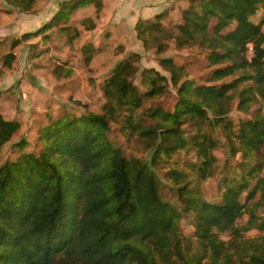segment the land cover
<instances>
[{
  "label": "trees",
  "instance_id": "obj_1",
  "mask_svg": "<svg viewBox=\"0 0 264 264\" xmlns=\"http://www.w3.org/2000/svg\"><path fill=\"white\" fill-rule=\"evenodd\" d=\"M15 1L28 11L35 0ZM84 1L61 5L54 18H66ZM91 1L99 11L100 0ZM188 1L174 35L176 48L206 49L208 65L215 66L206 79L233 80L221 86L197 83L186 64L163 55L169 43L161 35V22L139 21L138 37L160 54L158 63L169 76L154 67L142 69L150 89L140 92L132 81L139 55L131 54L115 65L104 84L102 114L66 113L51 119L40 128L44 146L38 154L23 153L16 161L0 163V264H264V234L246 235L264 230V217L257 213L260 202L248 203L258 193V201L264 202V115L242 121L237 130L226 118L236 97L241 111L264 100V15L254 21L257 11L264 10V0ZM54 18L25 33L24 39L47 31ZM20 42L13 39L12 48ZM247 44L252 45L250 59ZM15 58L12 50L0 56V77ZM171 86L177 94L173 110L156 103L146 114L152 122L135 118L145 100L169 96ZM123 107L128 109L127 128L149 142L146 159L126 157L106 137L110 121ZM185 122L198 130L188 140L181 134ZM206 124H223L232 131L234 151L253 159L246 175L256 182L247 202L240 199L249 188L244 177L229 185L217 203L200 197L185 183L187 174L172 168L166 177L177 184L183 202L179 208L164 199L153 166L162 154L171 156L191 144L201 160L198 171L203 177L213 174L216 141L203 130ZM19 128V121L0 113V158ZM182 209L193 212L194 240L180 233ZM244 214L246 221H239ZM220 232L229 238H221Z\"/></svg>",
  "mask_w": 264,
  "mask_h": 264
},
{
  "label": "rangeland",
  "instance_id": "obj_2",
  "mask_svg": "<svg viewBox=\"0 0 264 264\" xmlns=\"http://www.w3.org/2000/svg\"><path fill=\"white\" fill-rule=\"evenodd\" d=\"M14 2L16 1L0 0V34L3 33V35L0 36V56L11 50L14 52L16 48H18L19 54L18 60L16 61L15 58L9 68L13 69L16 61L20 70L24 71V73L26 71L29 72L30 69L31 74L27 77L31 82H36V76H39L42 80L43 77L45 78L44 81L48 82V88L50 87L51 91L53 90L51 94H53L52 96L55 100L50 101L51 98H48L47 102L53 104L55 108L58 107L56 111H53L55 114L53 116L55 117L62 112L81 115L92 111L94 113L102 114V107L106 102L103 87L114 69L110 68L115 62H111V64L109 63L110 68L107 67L109 69L106 68L107 70H104L105 66L101 64L100 59L97 60L95 55L92 57L90 56L89 59L85 60L81 52L80 55L78 53L81 44H84L89 38V34L83 36V33H85V27H83V24H81L80 21H82V19L86 20V17L94 12V5L84 6L77 9H75L76 7H73L72 9L75 10L71 16L70 13L72 11L67 13L66 18L61 19L60 16L54 18L55 20L51 22L47 31L32 35L29 39H24L23 36L25 33L35 32L51 19L41 11L46 10L50 6L49 10L53 9V13H55L58 10L59 5L64 6V4L71 2V0H35L32 8L28 11L24 10L22 6L16 5ZM260 9L264 14V10L262 8ZM76 33V37L71 39ZM161 35H164V39L169 37V33L167 32H162ZM15 38L20 39L21 42L17 44L16 48H12V42ZM34 41H36V43H33ZM27 47H29V49ZM25 49H28L29 52L28 50L26 52ZM133 53L139 55L137 60L134 59V64L139 67V71L133 75L132 81L137 89L144 93L150 89V85L143 82L142 69L148 68L145 65L148 64L149 61H147L146 52L142 49L141 51L139 50V53H126L124 59H128ZM164 54L167 56H175L178 63L186 64L190 76L199 84L221 86L223 83L230 82L234 78L233 76L227 77L215 82H211L209 79L207 80L206 78L211 75L215 66L211 67L208 65V59L206 57L207 51L204 48L195 47L178 50L175 49L174 46H171L169 50L164 52ZM246 54L249 59L252 57L253 53L251 44L246 45ZM151 55L154 60H158V57L160 56L157 52H153ZM108 59L109 58L107 57L106 61ZM112 60L114 59L112 58ZM29 62L32 66H30ZM17 65H15V69L18 68ZM51 66H53L55 73L60 75H65L68 71H72L73 69V78H62L60 80L52 79L49 76ZM69 66L72 67V69L69 68ZM31 67L34 71L38 72L39 75L35 76V74L31 72ZM161 72L169 76V73L162 68ZM103 76L107 77L104 83L101 81L103 80ZM87 79L90 80V84L87 83ZM11 82V88L15 89L19 82L17 80H15V83L13 81ZM32 84L34 83L32 82ZM60 86H65L63 92L64 95H61ZM41 88L43 87L41 86ZM22 93V91L15 92L14 90L3 97L12 99L11 97L13 96L14 99H17L23 96ZM176 100L177 94L171 86V94L169 96L158 100L151 98L145 100L143 105L135 112V118L137 119L139 117L140 120L146 123L152 122V118L149 115H146L148 110H151L156 103H162L163 108L166 110H173ZM20 102L22 101L18 99L17 104L22 107L23 110H21L25 113L22 116H27L22 117L24 121L23 123L26 125L30 124L31 128L27 129V127H25V129H19L16 132L11 142L3 147L0 163L16 161L23 153L38 154L44 146L43 141L40 139V128L49 124L51 119H56L52 118L53 116H48V119L45 117L44 112L46 109L44 106L36 108L33 103L31 104L26 100H23L26 104L21 106ZM127 112V107H123L117 111L118 118L110 121V128L106 131V137L115 147L120 148L126 157L146 159L151 151L149 142L127 128L128 126L126 125L125 118L128 115H124ZM257 113H262L264 115V100L259 99L251 105L248 111H241L238 107V98L236 97L232 109L226 118L232 120L234 124L233 130H237L238 125L242 121L253 118ZM208 116L213 118L209 111ZM30 121L31 123H29ZM203 130L211 133L216 141V146L211 150L215 158V162L213 163V174L208 177H203L198 171L196 165H199L201 160L197 155L196 149L192 147L191 144L171 156L162 154L157 159L158 163H155L153 168L161 178V193L164 199L179 208H183L182 199H180L176 192L177 184L174 180L166 177V174L170 169L176 168L187 174L185 183H187L189 188L196 191L200 197H206L217 203L221 202L222 195L229 185L235 186L242 182L245 177L248 179L249 188L242 192L240 199L242 202H247L248 200L246 198L248 192L256 182L255 177L246 175L247 170L254 163L253 159H246L241 151H234V146L236 145L235 143L234 145L231 143V140H235L232 136V131L223 124H219L215 127L206 124ZM197 132L198 130L196 126L190 122H185V124L181 126V134L187 140L191 136L197 134ZM21 140H25V142L18 143ZM20 144H22V146H19ZM261 152L264 154V147L261 148ZM262 175L264 176V170L262 171ZM259 198L260 193H258L253 199H250L248 203L260 202L257 208V213L264 217V202L258 201ZM181 211V218L178 221L180 233L184 239L194 240L195 227L193 212L185 211L183 209ZM247 218L248 214H244L239 221H246ZM259 234H264V230L252 229L246 232L247 236H255ZM220 237L227 240L229 235L227 232H220Z\"/></svg>",
  "mask_w": 264,
  "mask_h": 264
},
{
  "label": "crops",
  "instance_id": "obj_3",
  "mask_svg": "<svg viewBox=\"0 0 264 264\" xmlns=\"http://www.w3.org/2000/svg\"><path fill=\"white\" fill-rule=\"evenodd\" d=\"M80 1V0H79ZM101 2V8L99 11H97V7L95 3L91 0H85L83 3H80L76 6L75 9L81 8L84 6H90L94 5V12L91 13L89 16H87L86 20L83 21L82 19L81 24H83V27H85V33H83V36H86L89 34V38L87 41L84 42V44H81V47L78 49V53L80 55H83L84 59L87 60L89 57L95 55L97 60L100 59L101 64L105 66L104 70L109 69V63H113V66H111L110 69H113L114 66L121 60L125 58L126 53L130 52H138L144 50L146 52V58L147 61H149L148 64H146V67H154L161 71V66L158 63V60L152 59L151 53L155 52L154 48H146L144 46V43L141 38L138 37V33L136 30V25L139 21H156L159 20L162 24L163 32L169 33V37L165 39L166 42L169 43V47L167 50L170 49L171 46H174L175 49V42H174V35L177 33V26L183 21V14L186 11L189 1L188 0H100ZM52 4V3H51ZM60 6L58 7V12L55 13L53 9L49 10V7L41 11L42 13H45L47 17H50L51 19L58 15L60 11ZM74 9V10H75ZM70 13V16L72 15L73 11ZM263 13L261 10L257 11V13L254 16V21L259 22L262 17ZM50 19V20H51ZM48 20V21H50ZM64 22V21H63ZM66 22V21H65ZM91 25V26H90ZM264 29V28H263ZM68 30V29H66ZM65 31V30H63ZM3 35V33L0 34V36ZM73 35L71 37L75 38ZM3 39V38H2ZM33 43H36L34 41ZM171 45V46H170ZM16 48V47H15ZM29 49V47H27ZM28 49H25L27 52ZM29 52V50H28ZM16 55V61L18 60L19 54H18V48L14 51ZM163 55H165L163 53ZM112 56V57H111ZM107 57L109 58L107 61ZM111 57V58H110ZM112 58L114 60H112ZM118 60V61H117ZM15 61V65L16 64ZM106 61V62H105ZM30 63V62H29ZM100 64V63H99ZM100 64V65H101ZM15 65L13 66V69H10L9 67H3L2 68V74L0 77V113L6 118V119H12L17 120L20 122V128L19 129H27L31 128V125L23 123L22 116L23 109L17 104V100L20 99L22 102L21 106H24L26 103L23 102V100H26L30 102L31 104L35 105L36 108L45 107L44 115L45 117L53 116L54 110L56 111L55 106L53 104H49L47 102L48 98H51L50 101L54 100V97L51 94L53 90L51 91V88H48V82H45V78L43 77V80L36 75H39L38 72L34 71L31 67V72L35 74L36 82L32 81L34 84H32L31 80L28 79L29 72H25L20 70V67L18 66L17 69H15ZM30 66L31 63H30ZM52 67V68H51ZM50 67L49 70V76L52 79L60 80L62 78H73L74 70L72 67L69 66V68L72 69V72L70 75L64 76V75H57L53 69V66ZM109 67V68H107ZM107 68V69H106ZM28 76V77H27ZM48 76V77H49ZM107 77L103 76V80H101L103 83L106 81ZM15 80H17L19 83L15 89L11 88V81L15 83ZM87 83L90 84V80L87 79ZM41 86L43 88H41ZM10 88V89H9ZM48 88V89H47ZM64 88L65 86H60L61 89V95H64ZM22 91L23 96L21 98L14 99L13 96L12 99L4 98L3 96L10 94L12 91ZM55 101V100H54ZM15 105V106H14ZM22 109V110H21ZM66 114L65 112L59 113L58 116H53L52 118H57L62 115ZM51 118V117H49ZM31 123V121L29 122ZM11 142V141H10ZM9 142V143H10Z\"/></svg>",
  "mask_w": 264,
  "mask_h": 264
}]
</instances>
